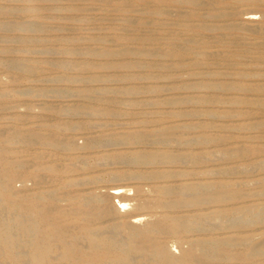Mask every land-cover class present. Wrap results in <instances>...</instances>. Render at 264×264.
<instances>
[{
  "label": "rangeland",
  "instance_id": "obj_1",
  "mask_svg": "<svg viewBox=\"0 0 264 264\" xmlns=\"http://www.w3.org/2000/svg\"><path fill=\"white\" fill-rule=\"evenodd\" d=\"M5 166L0 221L21 220L17 206L26 207L76 234L84 223L134 216L140 228L160 223L153 234L174 256L199 239L252 238L250 259L196 264L264 263V219L255 214L264 208V0H0ZM197 182L213 186L209 199L183 206ZM115 187L122 192L111 196ZM93 194L116 214L78 216L81 206L93 210L84 204ZM32 196L42 199L31 209ZM212 212L225 224L162 225ZM78 238L68 240L87 249ZM132 243L142 252V236ZM0 264L13 263L3 255Z\"/></svg>",
  "mask_w": 264,
  "mask_h": 264
},
{
  "label": "bare ground",
  "instance_id": "obj_2",
  "mask_svg": "<svg viewBox=\"0 0 264 264\" xmlns=\"http://www.w3.org/2000/svg\"><path fill=\"white\" fill-rule=\"evenodd\" d=\"M162 138L164 140L171 139L170 137H162ZM124 139L129 140L132 138L125 136ZM133 139L135 138L133 137ZM196 139L197 138H195V140ZM217 155H219V153ZM217 155H215V157ZM202 158L203 157H201L200 159ZM176 161L178 162V160ZM204 174L205 173H203V175ZM181 175H184V174H181ZM9 178H10V174H9L8 166H5V168H2V169L0 168V179L8 180ZM237 183L238 182H236V184ZM193 187H194V191L196 192L188 193L186 191L187 193H183V194L181 193L182 194L181 202L183 206L192 207V206L198 205L202 199L204 200L208 198V197L207 198L205 197L208 196L209 191L213 186L208 183L206 184V183L197 182L193 185ZM218 187H219V189H217L218 191L223 189L221 185ZM5 189L7 190V187ZM121 192L122 190L120 189V187H115L109 191V194L111 196H118V194H120ZM238 194L239 193H237V195ZM52 197H53L52 193H48L46 196H43V199L44 198L51 199ZM40 199L42 198L39 196L35 198H33L32 196V198L30 199L31 209L33 208V206L37 207V205H39ZM98 200L99 199L95 198V196L86 198L84 204L85 205L92 204L91 207L93 210L86 211L84 206H81L79 208V211L77 212V215L81 217L90 218V220L92 219L96 220V219H99L105 216H112L116 214L115 213L116 209L114 210V208L111 210L108 207H105V208H102L101 206L99 207ZM125 205H126L125 202L120 201L117 207L124 208ZM17 207H18L17 210L22 216L21 220L14 222L7 218L3 221L1 219L0 221V256L6 255L9 258L10 262L13 264H85V261L89 262V264H196L198 262H201L204 258H208V257H216V256L226 257V258L237 257L242 260H246V259H250L254 257L253 255L256 254V251L252 249V238L234 237V238L224 239L222 241L219 240V242H215V243L210 242L205 239H199L196 242L192 243L193 245L192 249H190L189 251H185L180 256H174L158 241L157 235L153 234V233L158 234L157 232H161V230H163V228L161 227V224L158 222L157 223L154 222L150 224L149 226H147L146 228H140L135 225L136 217L132 215L133 217L131 219L126 218L123 222L120 221L118 223H113L112 225H109V226L106 225L103 227L101 226L92 227L90 226L91 224L84 223L78 226L77 232L75 234V233L67 232L65 226L55 223L54 221L48 219L40 211L31 212V210L30 211L27 210L26 207H19V206ZM1 209L2 208L0 207V210ZM11 209L16 210V207H13V208L11 207ZM238 211L234 209V211L228 215H233L234 213H237ZM218 213L219 212L213 213L214 216L213 218L210 217L211 220H208V219L205 220L202 216H200L201 214L197 213V214H194V216L192 215V217L189 220H185L183 222L179 221L178 218L176 217L173 218L171 216V217L165 218L164 220L165 224H162V225L168 224L169 229H172L177 226L179 227L181 224H183V226H186L187 228H200V227L205 228L206 226L211 227L212 224H216V225H221L222 223L225 224L223 215L220 216ZM255 214L258 215L259 218L256 217L258 220L260 219L263 220L264 219V208H260V210H258V212H255ZM240 215L241 214H239L238 216ZM233 219L231 218L232 221ZM250 221L251 220H249V222ZM226 225L228 224L226 223ZM218 229L220 230L222 228H218ZM198 231L200 232V230ZM78 236H83L88 239L87 249H82L81 246L77 244H76L77 246L70 244V240L68 239L77 240ZM135 236H142L144 238L145 245L142 246L143 247L142 252L140 253H139L140 249H138L139 247H136V245L132 243ZM79 243L81 244V242ZM241 243H243V245L247 244L248 248L245 252L238 254L237 256L230 250L232 249V247L238 244H241ZM228 246L229 247L231 246V248H228ZM263 251L264 249L262 250V252ZM259 264H264V263L260 262Z\"/></svg>",
  "mask_w": 264,
  "mask_h": 264
}]
</instances>
